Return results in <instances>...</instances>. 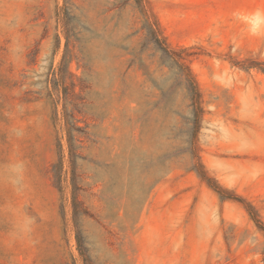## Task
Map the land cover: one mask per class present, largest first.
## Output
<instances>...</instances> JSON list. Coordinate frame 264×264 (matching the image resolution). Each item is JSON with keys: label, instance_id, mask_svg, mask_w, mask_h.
<instances>
[{"label": "rangeland", "instance_id": "rangeland-1", "mask_svg": "<svg viewBox=\"0 0 264 264\" xmlns=\"http://www.w3.org/2000/svg\"><path fill=\"white\" fill-rule=\"evenodd\" d=\"M69 2L0 0V264H264V0Z\"/></svg>", "mask_w": 264, "mask_h": 264}, {"label": "trees", "instance_id": "trees-1", "mask_svg": "<svg viewBox=\"0 0 264 264\" xmlns=\"http://www.w3.org/2000/svg\"><path fill=\"white\" fill-rule=\"evenodd\" d=\"M134 1L139 3L140 0H134ZM68 3L70 4L69 0H64V7H63L64 13H65L64 27L67 33L66 46H68V41H69L68 32L71 26V21H70V18L68 17L69 15L68 5H67ZM145 20L147 22L146 32L148 33V36H150V39H151L150 42L152 43L154 48L156 50L161 51L164 57L170 60L172 64H174L177 67L178 78L180 79L181 82L184 83L186 91H187L186 94L188 98L190 99V104L188 105L189 108L191 109L190 121L192 122V125H193V132H195V128H197L202 110H201V107L198 101L199 95L192 81L190 73L180 62L178 54L174 50H171L164 44L163 40L159 37L158 31L156 27L154 26V24L149 22L147 18H145ZM67 135H68L67 136L68 147H69V150H71L73 148V138H74V136L72 135L71 129H67ZM235 199H239V198H235ZM78 204L79 203L77 204L74 203L75 220H76L77 214L79 213L78 210L80 206ZM77 242H78V245L80 246L81 244H80V239L78 236H77Z\"/></svg>", "mask_w": 264, "mask_h": 264}, {"label": "clouds", "instance_id": "clouds-1", "mask_svg": "<svg viewBox=\"0 0 264 264\" xmlns=\"http://www.w3.org/2000/svg\"><path fill=\"white\" fill-rule=\"evenodd\" d=\"M257 15L260 14L257 13ZM252 34L260 35L262 31L259 28H254ZM0 182L5 183L15 192L27 190L30 177L26 161L17 156L0 165ZM36 223L35 217L23 213L19 214L13 226L14 236L18 239L30 240Z\"/></svg>", "mask_w": 264, "mask_h": 264}]
</instances>
